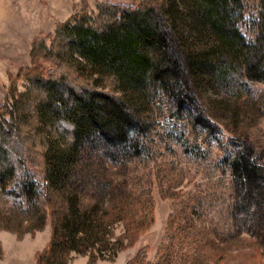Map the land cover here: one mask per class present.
<instances>
[{"label": "trees", "instance_id": "16d2710c", "mask_svg": "<svg viewBox=\"0 0 264 264\" xmlns=\"http://www.w3.org/2000/svg\"><path fill=\"white\" fill-rule=\"evenodd\" d=\"M239 1H98L95 14L85 7L32 40L31 65L19 71L27 70L28 91L14 99L15 112L0 105V192L10 184L8 194L17 190L33 204L0 208V228L23 234L50 220L51 238L36 264H70L74 251L90 259L114 256L148 231L154 200L130 186L115 162L141 149L140 131L161 82L180 87L179 103L199 110L221 105L209 93L214 80H230L234 67L225 68L235 60L249 77L264 79V13L258 33L247 39L236 25ZM7 109L12 119L4 116ZM91 134L101 137L111 166L99 159L70 175L75 147ZM250 153L239 154L233 170L254 182L262 163ZM34 177L47 183L45 191ZM176 224L170 219L167 230ZM234 232L226 231L225 239L202 233L177 241L169 231L174 241L158 247L157 261L146 258L144 247L127 264H228L230 255L241 254L230 247ZM246 254L242 264H264L259 247Z\"/></svg>", "mask_w": 264, "mask_h": 264}, {"label": "rangeland", "instance_id": "374dc122", "mask_svg": "<svg viewBox=\"0 0 264 264\" xmlns=\"http://www.w3.org/2000/svg\"><path fill=\"white\" fill-rule=\"evenodd\" d=\"M98 1L105 0H0V105L6 103L15 112L14 99L28 91L27 70L19 71L31 65L32 40L54 32L59 22L85 7L95 14ZM239 5L236 25L247 39H253L262 22L264 0H240ZM229 64L232 66L226 70L234 67L230 80H214L215 91L209 93L221 105L211 102L197 110L188 102L180 104V87H171V81L161 82L140 131L141 149L115 162L126 171L130 186L154 200V222L135 244L114 256L90 259L88 253L74 251L70 264H127L144 247L146 258L157 261L158 247L174 241L169 231L175 232L177 241L202 233L225 239L226 231L234 228L230 247L241 254L228 255V264L248 262L246 251L252 248L259 247L264 253V79L249 77L240 60ZM98 81V86L105 85ZM226 108L233 109V115H226ZM4 116L12 119L13 113L7 109ZM100 138L91 134L80 139L75 147L77 161L68 167L70 175L76 176L80 166H91L99 159L106 168L111 166L109 154L99 147ZM246 151L251 152L252 160L262 163L254 182L241 176V170H233V160L239 161V154ZM34 178L45 191L47 183ZM9 189L10 184L0 192V208L33 204L26 196L22 199L17 190L8 194ZM172 218L177 219V226L168 231ZM121 228L118 224L116 232ZM50 238V220L43 228L23 234L0 228V264H36Z\"/></svg>", "mask_w": 264, "mask_h": 264}, {"label": "crops", "instance_id": "0c3cea01", "mask_svg": "<svg viewBox=\"0 0 264 264\" xmlns=\"http://www.w3.org/2000/svg\"><path fill=\"white\" fill-rule=\"evenodd\" d=\"M5 13V12H4Z\"/></svg>", "mask_w": 264, "mask_h": 264}]
</instances>
